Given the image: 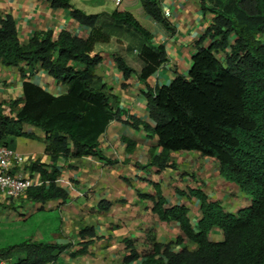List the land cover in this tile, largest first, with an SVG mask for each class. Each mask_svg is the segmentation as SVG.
<instances>
[{
  "label": "trees",
  "instance_id": "1",
  "mask_svg": "<svg viewBox=\"0 0 264 264\" xmlns=\"http://www.w3.org/2000/svg\"><path fill=\"white\" fill-rule=\"evenodd\" d=\"M140 1L154 20L174 29L160 0ZM50 2L54 8L69 9L74 19L91 28L90 35L80 37L68 30L57 35L52 30L37 31L23 44L15 19L11 15L0 17V63L19 66L23 75L22 64L34 67L39 63L66 86L65 93L55 95L25 80L22 97L0 101V145L13 147L21 135L37 137L23 130L24 123L45 132L51 168L39 160L34 162L31 168L40 172L43 182L26 193L28 200L42 204L69 198L68 191L56 182L60 157L95 155L114 162L100 149V137L111 120L122 118L96 74L102 56L95 52V44L110 39L109 33L97 25L99 15L75 7L72 0ZM202 7L214 16L195 42L196 53L188 74L178 73L170 84L148 93L154 125L134 116L127 122L158 137L162 151L153 154L152 164L160 169L173 167L172 151L199 150L216 158L221 174L237 183L252 202L233 213L202 191L192 190L202 212L195 229L189 208L184 204L167 206L156 184L154 195H141L153 200V211L162 220L179 222L183 234L168 242L148 234L151 244L146 249L126 240L129 252L122 264H264V0H212L211 4L203 0ZM112 15L147 41L152 39L150 30L132 12L114 10ZM139 57L143 62L139 76L143 79L169 59L165 45L150 43L141 47ZM115 60L126 77L134 71L121 55L117 54ZM214 227L223 231L222 240L209 238ZM86 230L91 228L82 229L81 238ZM184 240L189 244H183ZM80 244L81 249L72 256L87 252L90 241ZM72 245L29 237L1 247L0 264H56Z\"/></svg>",
  "mask_w": 264,
  "mask_h": 264
},
{
  "label": "crops",
  "instance_id": "2",
  "mask_svg": "<svg viewBox=\"0 0 264 264\" xmlns=\"http://www.w3.org/2000/svg\"><path fill=\"white\" fill-rule=\"evenodd\" d=\"M205 1L211 4L212 0ZM160 2L173 30L154 20L140 0H72L75 7L86 13L98 14L97 25L110 35L109 41L95 44V52L102 56L96 66V74L112 95L114 109L122 112V118L111 120L100 137V149L114 162H105L95 155L69 159L60 157L57 161L60 175L56 182L68 191L66 202L53 200L51 204H42L28 200L26 195L6 198L0 193L1 222L27 220L40 210L58 212L57 226L50 233V238L43 239L44 235L38 237L73 244L61 254L56 264H122L123 257L129 252L126 240H133L135 246L144 249L151 244L148 234L152 233L160 242L182 235L179 222L162 220L153 211V200L141 195H154L156 184L160 185L167 206L184 204L189 208L195 229L202 212L200 200L191 193L192 190L202 191L210 200L220 202L225 210L233 213L252 202L250 195L237 183L221 174L216 158L199 150L172 151L173 167L160 169L152 164L153 154L162 151L158 137L142 126L134 128L127 122L129 116H134L154 125L147 105L148 93L170 84L178 73L188 74L196 53L195 42L214 16L211 11L203 9V0ZM114 10L132 12L149 28L152 39L147 41L133 27L115 19L112 15ZM6 15L15 19L23 44L28 43L37 31L52 30L57 35L62 30H68L80 37H88L91 31L89 26L74 19L69 9L52 7L50 0H0V17ZM145 43L165 45L169 59L143 79L139 76L143 66L139 52ZM117 54L134 69L127 77L115 60ZM21 66L25 69L24 75L19 66L0 63V101L9 102L22 97L25 80L55 95L66 92V86L43 70L39 63L34 67L27 64ZM21 106L20 103L16 108ZM5 110L9 111L10 107L6 105ZM23 130L33 132L37 137H17L13 148L29 159L13 166L11 172L41 177L40 172L31 167L39 160L46 168H51L45 132L28 123L23 124ZM87 227L91 231L86 230L84 238H81V230ZM209 238L222 240L223 231L214 227L209 232ZM88 241L87 252L72 256L73 252L81 249V242ZM183 244L189 243L184 240Z\"/></svg>",
  "mask_w": 264,
  "mask_h": 264
},
{
  "label": "rangeland",
  "instance_id": "3",
  "mask_svg": "<svg viewBox=\"0 0 264 264\" xmlns=\"http://www.w3.org/2000/svg\"><path fill=\"white\" fill-rule=\"evenodd\" d=\"M142 25L149 30L143 23ZM57 222L58 212L56 210H40L27 220L12 223L0 221V248L19 243L29 237L39 239L38 237L42 238L44 235L45 238L43 239L50 238L49 235L54 230L55 225L57 226Z\"/></svg>",
  "mask_w": 264,
  "mask_h": 264
},
{
  "label": "built area",
  "instance_id": "4",
  "mask_svg": "<svg viewBox=\"0 0 264 264\" xmlns=\"http://www.w3.org/2000/svg\"><path fill=\"white\" fill-rule=\"evenodd\" d=\"M121 2V0H112ZM29 158L21 154L17 149L0 145V193L6 198H19L26 195L27 190L34 185L42 184L41 177L22 176L11 172V168L17 164H23ZM47 182V181H46ZM53 200L48 201L52 203Z\"/></svg>",
  "mask_w": 264,
  "mask_h": 264
}]
</instances>
